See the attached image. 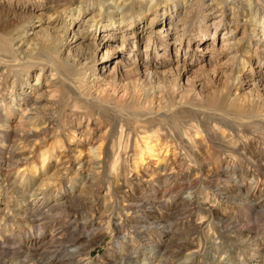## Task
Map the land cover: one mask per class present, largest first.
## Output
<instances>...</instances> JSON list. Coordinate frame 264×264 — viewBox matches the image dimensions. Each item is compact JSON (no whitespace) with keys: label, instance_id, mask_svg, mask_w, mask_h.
<instances>
[{"label":"rangeland","instance_id":"rangeland-1","mask_svg":"<svg viewBox=\"0 0 264 264\" xmlns=\"http://www.w3.org/2000/svg\"><path fill=\"white\" fill-rule=\"evenodd\" d=\"M53 1L0 0L7 124L52 83L71 85L46 136L39 122L25 141L0 130V264H40L42 251L69 264L74 249L72 264H264V0ZM43 28L62 41L34 40ZM101 84L125 90L127 107L95 102ZM70 217L86 219L77 241L48 243Z\"/></svg>","mask_w":264,"mask_h":264},{"label":"bare ground","instance_id":"bare-ground-1","mask_svg":"<svg viewBox=\"0 0 264 264\" xmlns=\"http://www.w3.org/2000/svg\"><path fill=\"white\" fill-rule=\"evenodd\" d=\"M99 1H101V0H99ZM104 1H101L102 4L104 3ZM53 3H54V7L58 8V7L64 6L66 2H64V0H55V1H53ZM78 4H79V6L75 9L76 13L81 11V8L83 9V6L81 7V3L79 2ZM110 8L111 7H106L105 9L109 10ZM133 10H134L133 3H128V5L123 6L121 8V12L119 14L121 16L120 19L125 20L127 18V15H132L133 14ZM110 17H112V16L111 15L107 16V18H110ZM29 21H30V18H29V20H26L23 24H19V27L22 28L23 30H25L26 27L29 24ZM260 24L262 25V23H260ZM63 28H64V26H62V29ZM60 31L61 30L56 29L55 33L53 34V33H51L49 31V29L43 28L42 30H40L37 33H35L33 35V38H34V40L40 39L44 43L50 42L51 44L56 45V44H59L62 41V39H63V35H62V33ZM158 33H161V30ZM226 42L227 41H225V40L222 41V44L220 46L221 50H223V46H227V45L229 46L230 45V44H227ZM233 44H235V46H238L239 42H236V43H233ZM116 51L117 50L115 48H107L106 53H107L108 56H111ZM200 51H202V53H204V52L206 53L205 50L199 49L198 52H200ZM228 51H229V49H228ZM43 62H45V61H43ZM64 65H65V69L67 68V71L69 73L73 74V71H72L71 67H69L67 64H64ZM51 66H52L51 67L52 71H56V73L58 74V72L54 68V66L53 65H51ZM122 66H124L127 69L125 71V73H124V76H127L129 74L133 75V73L135 72V68L136 67L134 66L133 68H128L129 66L126 65L125 61L122 62ZM198 66H199L198 69H204V68L207 67V63L202 64V65H198ZM176 67H178V65ZM6 70H7L6 74H0V85H1V83H3L5 81V78H6L5 76L10 74V71H8V69H6ZM197 70H194V73L191 74L190 80H193L195 78V76H196L195 74L197 73ZM73 75L75 77V74H73ZM143 75H144V78H149L150 73L148 71H145ZM18 81H19V78L16 77V82H18ZM72 84L80 86L81 83L76 81V82H74ZM70 86L71 85L68 84L67 80H62V82L61 81H56V82L52 83L51 87H49L48 89L46 88V91H44L42 93H39L35 99H27V100H25V103H23L25 107H22V111L23 112L21 113L20 117L18 118L17 124H15L14 126H12V125L10 126V125L7 124V120L10 119L11 113L14 110L11 107V104H10V106L7 107V105L3 101L4 105L2 107L0 105V111H1V116H0L1 137H3L4 139H13V140L25 141L27 138L30 137V135L33 134V132H30V130L28 131L25 128L26 125L31 124L32 122H39L41 124L46 125V127H43L41 129V134H40V135L46 136L50 132L52 127H53L52 123L54 122L53 121L54 113L55 112H59V108H57V105H58L57 102L59 103L62 100V98H63L62 96H64L65 90H67V89L69 90ZM107 86H109V85L108 84H103L102 86H98L96 88L95 92L90 94V96L92 95L94 101L97 102L98 104H116V105H119L121 108L127 107L128 103H127V99H126L127 98L126 97L127 96L126 91L125 90L117 91V90H115V87H112L111 85L109 87H107ZM58 95H60L59 96L60 98L58 99V101H55L54 98L57 97ZM85 95H89V93H85ZM55 99H57V98H55ZM220 100L222 101V99H220ZM3 112H6V117H4L2 115ZM1 122H3V123H1ZM80 140H82V139L80 138ZM87 180H88L87 182L90 183L91 180H94V179H91L90 177H88ZM168 180H169V178L166 179V181H168ZM78 197L79 196H75L74 197V201L75 202H77V198ZM124 202H126V207L123 209V212L125 211L126 214H127V210L129 212H132V214H135L137 212V210H139L138 209L139 207H137V204L132 203V202H128V208H127V200H124ZM54 207L62 208V207H65V205L62 202V203L56 204ZM113 208H114L113 204L111 206H109V210H113ZM106 211L107 210H105V212ZM38 215H40V217H41L42 228H43V225L46 228L49 225H52L54 222H56V220H55L56 216L54 214H51L50 210L45 212L44 214L42 213V214H38ZM85 217H87V216H85ZM102 219H103V217H102V215H100L98 217V221H101ZM66 220L67 221L64 224V226L57 227V228L55 227L54 232H53L54 234L52 235V237H51V239L49 240L48 243H50L51 245L58 244L59 246L63 247L67 243H75V241H77V239L74 238L75 235H76L75 231H76V229L79 226H81V227L84 226V222L86 221V219H84V220L81 219V221H83V223H81V225H79V223H78L79 220L74 218V217L73 218L70 217V218H68ZM154 227L162 228V230H165V229L166 230H170L172 228L171 223L169 221L165 222L163 224H162V222H159V223L157 222V225L154 226ZM149 228H150V226H147V225L143 226L142 227L143 233L147 234V230ZM10 252H11L10 255L14 256L18 251H15L12 248L10 250ZM49 253L47 251H42L41 253L38 254L37 260L39 261L40 264H45V261L46 260L48 261L49 255H50ZM77 253H78L77 249L76 250L74 249V251L70 253L69 256H70L71 259H69V264H72L74 262V259L77 257ZM74 255H76V256H74ZM78 262L79 261H77V264H81V261L79 263Z\"/></svg>","mask_w":264,"mask_h":264}]
</instances>
